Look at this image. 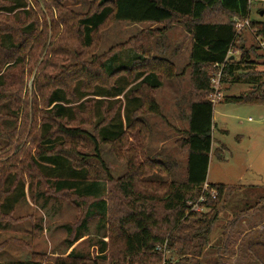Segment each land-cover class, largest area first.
<instances>
[{"label": "trees", "instance_id": "16d2710c", "mask_svg": "<svg viewBox=\"0 0 264 264\" xmlns=\"http://www.w3.org/2000/svg\"><path fill=\"white\" fill-rule=\"evenodd\" d=\"M74 1L0 0V231L18 203L12 198L18 182L32 188L44 181L54 194L91 200L75 237L84 235L93 217L106 222L108 242H102L99 256L107 264H161L163 252L157 246L166 240L171 261L191 253L200 256L227 189L224 184H209L217 190V199L202 202L205 211H191L207 182L213 146L211 70L224 64L222 83L231 77L254 87L245 95L226 97V102L264 105V72H256L252 58L259 48L241 45L240 59H229L241 38L236 20L250 19L251 0H95L87 12L66 4ZM114 22L156 28L133 38L135 52L122 65H115L117 51L126 43L87 60L98 49L102 31ZM176 22H183L192 38L187 65L192 78L189 127L179 141L188 157L186 178H138L145 166L130 157L126 174L116 181L120 193L116 198L108 189L114 178L100 153V142L116 144L124 153L127 135L147 132L143 115L160 113L154 94L164 77L178 73L171 60L153 54L151 40ZM251 25L255 36L264 38V22ZM88 95L124 100L88 98L75 104ZM88 145L93 153L86 152ZM90 158L100 170L91 171ZM157 167L168 172L165 166ZM237 219L229 226L233 228ZM225 232L221 259L230 242V232ZM53 260L81 264L86 258L72 251ZM0 264H41V260Z\"/></svg>", "mask_w": 264, "mask_h": 264}, {"label": "rangeland", "instance_id": "374dc122", "mask_svg": "<svg viewBox=\"0 0 264 264\" xmlns=\"http://www.w3.org/2000/svg\"><path fill=\"white\" fill-rule=\"evenodd\" d=\"M94 1L75 0L66 4L76 11L87 12ZM250 10L251 22H264V0H251ZM152 28L156 26L141 22H114L102 31L98 49L88 54L86 59L93 55L105 56L112 47L126 43L129 45L125 49L117 51L119 57L115 65H122L135 52L133 38ZM186 31L183 22H176L165 34L151 40L153 54L174 62L178 75L162 79L163 85L154 94L160 113L143 115L147 132H141L140 137V131L127 135L129 144L123 149L124 153L121 150L119 153L116 144L100 142V153L114 178L108 189L113 190L116 198L120 197L116 181L126 174L130 157L137 165L143 163L145 166L138 178L149 176L157 181H184L186 178L188 157L179 146V141L187 135L191 111L192 78L187 65L192 38ZM255 33L252 25L243 29L237 43L239 48L236 47L232 55L234 59H240L241 45L247 49L259 48L252 58L257 62L256 72L260 73L264 72V57L255 55L264 54V47L260 46L264 38L256 37ZM145 44L148 43L145 41ZM217 71L213 69L211 73ZM36 74L37 70L28 83L30 90ZM253 89L251 83L232 81L231 77L221 84V98L214 103L213 146L207 183L224 184L227 189L201 255L174 256L171 261L172 253H169L167 264H177L176 261L178 264H264V105L225 101L228 96L245 95ZM88 98L105 99L104 102L108 100L110 103L124 100L123 96L88 95L75 104ZM85 150L93 153L91 145ZM90 162L93 164L91 171L100 170L95 158H90ZM148 166L153 168L152 172ZM157 166H165L168 174ZM24 179L29 183L28 177ZM15 187L12 198H17L18 203L14 205L11 219L3 222L5 226L0 231V262L38 259L41 264H55L53 258L74 251L86 258L81 264H107L99 256L102 242H108L109 226L106 222H101L98 216L93 217L89 219L84 235L79 239L75 237L74 231L86 217L91 200L72 199L70 194H54L44 181L34 183L32 188L19 181ZM205 210L200 206L198 212ZM236 217L237 223L232 228L229 222ZM225 231L230 232V242L221 259L223 241L227 238Z\"/></svg>", "mask_w": 264, "mask_h": 264}, {"label": "built area", "instance_id": "2783aa9c", "mask_svg": "<svg viewBox=\"0 0 264 264\" xmlns=\"http://www.w3.org/2000/svg\"><path fill=\"white\" fill-rule=\"evenodd\" d=\"M251 25V20L249 18L245 20H236V30L238 33L242 32L243 29L249 28ZM260 45L264 47V42H261ZM231 55L234 52L230 51ZM233 56V55H232ZM230 59V58H229ZM218 66V65H216ZM224 64L218 67V71L212 73L211 76V93L209 94V99L214 103L218 102L221 98V84L223 76ZM215 106V104H214ZM218 192L214 187H211L207 182L202 186L200 197L196 203H192L191 211H199L200 204L205 202L208 198L217 199ZM167 240L164 244L157 246V250L163 252V264H167V255L170 253V250L167 247Z\"/></svg>", "mask_w": 264, "mask_h": 264}, {"label": "crops", "instance_id": "0c3cea01", "mask_svg": "<svg viewBox=\"0 0 264 264\" xmlns=\"http://www.w3.org/2000/svg\"><path fill=\"white\" fill-rule=\"evenodd\" d=\"M263 13H264V11H263ZM187 32V34L191 37V34L188 32V31H186ZM192 40V39H191ZM191 45H192V43H191ZM174 63V62H173ZM175 64V63H174Z\"/></svg>", "mask_w": 264, "mask_h": 264}, {"label": "water", "instance_id": "95a60500", "mask_svg": "<svg viewBox=\"0 0 264 264\" xmlns=\"http://www.w3.org/2000/svg\"><path fill=\"white\" fill-rule=\"evenodd\" d=\"M262 13H263V12H262ZM230 59H231V60L234 59V56H231Z\"/></svg>", "mask_w": 264, "mask_h": 264}]
</instances>
